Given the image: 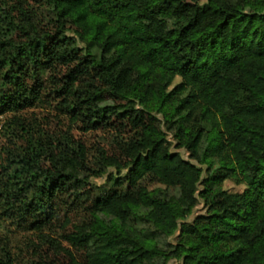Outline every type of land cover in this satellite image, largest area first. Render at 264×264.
Listing matches in <instances>:
<instances>
[{"label":"trees","instance_id":"1","mask_svg":"<svg viewBox=\"0 0 264 264\" xmlns=\"http://www.w3.org/2000/svg\"><path fill=\"white\" fill-rule=\"evenodd\" d=\"M0 113V218L43 264H264V0H0Z\"/></svg>","mask_w":264,"mask_h":264},{"label":"rangeland","instance_id":"2","mask_svg":"<svg viewBox=\"0 0 264 264\" xmlns=\"http://www.w3.org/2000/svg\"><path fill=\"white\" fill-rule=\"evenodd\" d=\"M172 102H167L161 106L156 114L160 118H164ZM58 111L54 108V105H48L44 102V99L39 100L32 107L24 109L21 113L24 114L28 121L33 125H41L43 129L46 127L48 134L58 135L59 130L56 122L53 119L54 114ZM6 113H0V156L4 155V150L6 147V137L4 133H7L5 125L3 122L6 119ZM61 123L64 130H69L76 138H81L86 145L93 149L91 153L96 152L97 146H104L108 148L112 144L114 134L112 130L109 129H94L89 131H82L80 122L73 123L70 129L68 127V121L66 118L61 116ZM168 140L171 142L172 149L178 150L182 153L184 157H188V152L182 147H176V139L180 136L178 130L165 131ZM150 178L144 177L142 183L148 187H155L156 184L149 180ZM92 182L97 185H106L109 187L111 182H105L104 177H93ZM223 187L232 191H240L242 189L241 185L236 184L231 180H226L223 183ZM204 206L200 202L193 210L192 214L189 216L187 221L191 219L198 213L204 212ZM187 227V224L185 225ZM52 233V232H50ZM54 235V234H53ZM64 242V241H63ZM65 243V242H64ZM2 247L8 248L15 258L16 264H43L40 260V255L42 251L40 249V240L37 234L32 231H23L18 229L14 223L7 219L0 218V254L2 253ZM168 264H180L178 259H170Z\"/></svg>","mask_w":264,"mask_h":264}]
</instances>
